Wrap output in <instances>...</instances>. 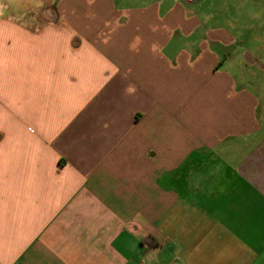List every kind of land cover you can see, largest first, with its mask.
Segmentation results:
<instances>
[{
  "label": "crops",
  "instance_id": "0c3cea01",
  "mask_svg": "<svg viewBox=\"0 0 264 264\" xmlns=\"http://www.w3.org/2000/svg\"><path fill=\"white\" fill-rule=\"evenodd\" d=\"M199 1L0 0V264H264V41Z\"/></svg>",
  "mask_w": 264,
  "mask_h": 264
},
{
  "label": "rangeland",
  "instance_id": "374dc122",
  "mask_svg": "<svg viewBox=\"0 0 264 264\" xmlns=\"http://www.w3.org/2000/svg\"><path fill=\"white\" fill-rule=\"evenodd\" d=\"M199 6L212 9L215 20L237 36L264 41V0H200Z\"/></svg>",
  "mask_w": 264,
  "mask_h": 264
}]
</instances>
